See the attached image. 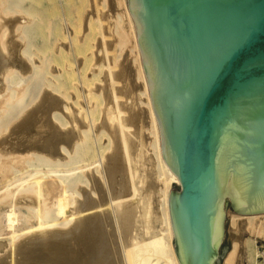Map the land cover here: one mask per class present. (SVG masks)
I'll return each instance as SVG.
<instances>
[{
  "label": "bare ground",
  "instance_id": "1",
  "mask_svg": "<svg viewBox=\"0 0 264 264\" xmlns=\"http://www.w3.org/2000/svg\"><path fill=\"white\" fill-rule=\"evenodd\" d=\"M147 19L143 0H0V264H182ZM228 214L264 237V215Z\"/></svg>",
  "mask_w": 264,
  "mask_h": 264
},
{
  "label": "water",
  "instance_id": "2",
  "mask_svg": "<svg viewBox=\"0 0 264 264\" xmlns=\"http://www.w3.org/2000/svg\"><path fill=\"white\" fill-rule=\"evenodd\" d=\"M182 264H223L227 212L264 215V0H143ZM176 195V200L174 196Z\"/></svg>",
  "mask_w": 264,
  "mask_h": 264
},
{
  "label": "rangeland",
  "instance_id": "3",
  "mask_svg": "<svg viewBox=\"0 0 264 264\" xmlns=\"http://www.w3.org/2000/svg\"><path fill=\"white\" fill-rule=\"evenodd\" d=\"M104 9H103L104 11H107V7L104 8ZM113 11L114 12L117 11V8H116V10H115V8H113ZM109 13H111V12H109ZM137 82L139 83V81H136V86L138 84ZM139 84H138V86H139ZM137 87H136V90H135L136 93H138ZM122 99H123V97H122ZM66 102H67V105H68V107H67V111L68 112L69 111L71 112V111L78 110V108H81V106L85 107L87 105V102L85 100H82V98H80V97H77V98H74V99H68ZM136 107H135V109H136ZM140 107H141V105H140ZM144 109H145V107H144ZM146 120H147V118L145 117V113H143V116L141 117L139 123L137 122V124H136V126H138L139 128L142 125L141 126L142 129L140 130L141 132H139V134H141V133H142L141 135L144 134L143 137L141 136L142 137V142H144V147H145L143 149L147 148L148 144H146V142H148V140H149L147 138L150 137L147 134V131L144 130L145 127H148V123H147ZM138 124L139 125L141 124V125L139 126ZM143 151H144L143 152L144 159H141V161H142L141 162V166L142 167L141 166L140 167L142 169L143 166H144V163H145V167L147 166L146 168L145 167L143 168L144 170H146V169L148 170L150 167H152V169L150 168V170H148V171H151V172H147V170H146L147 173H145V174L148 175L147 176L148 178L146 177L147 179L145 178V180L149 181V179H150V181L153 183V180H154V182L156 180L153 179L154 175H152L153 174L152 170L155 171V167H153V164H151L152 162H151V160L149 158L151 156V151H150L149 147L146 150H143ZM150 173H151V175H150ZM149 176H150V178H149ZM166 179L168 181V191H172V190L178 189V183L174 182L168 176H166ZM157 183H158V181H156V184ZM152 195L155 198V193L152 192ZM151 198H152V196H151ZM154 198H152V201H153L152 204L155 203L154 202L155 201ZM154 209L151 208L152 211ZM228 213H232V212L228 211ZM228 213H227L226 229H227V237H228L229 249H230V246H231L233 241H236L238 243V247H237V251L235 253V257H234L235 259H234L233 264H264V254H263V251H264V237H262V235H258V234H257L258 236H256V233L254 231H251V230H253L251 227H250L251 228L250 229L249 226L248 227L244 226L245 224L247 225V223L244 222L243 220H242V226L240 227L242 230L237 228V226L236 227L234 226V225H236V223L234 225L229 226L230 225V221H229L230 220L229 219L230 218V214H228ZM152 215H153V213H152ZM243 222L245 224H243ZM232 226H234V228ZM113 245H115V244H113ZM113 245H112V247H113ZM251 245L253 247H255V249L258 251L257 256H255V257H253V255H252V251H251V248H250ZM116 246L118 247V244H116ZM102 258H105V252L100 251L96 255V259L100 260Z\"/></svg>",
  "mask_w": 264,
  "mask_h": 264
}]
</instances>
